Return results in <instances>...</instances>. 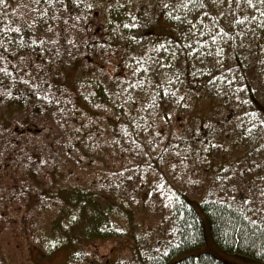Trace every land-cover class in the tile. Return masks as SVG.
<instances>
[{
  "label": "trees",
  "instance_id": "1",
  "mask_svg": "<svg viewBox=\"0 0 264 264\" xmlns=\"http://www.w3.org/2000/svg\"><path fill=\"white\" fill-rule=\"evenodd\" d=\"M256 8L3 0L0 211L20 205L14 198L31 211L49 201L61 228L87 208L90 239H117L124 222L128 264H226L209 253L175 260L205 244L195 203L219 247L264 263V5ZM204 103L202 118L194 109Z\"/></svg>",
  "mask_w": 264,
  "mask_h": 264
},
{
  "label": "rangeland",
  "instance_id": "2",
  "mask_svg": "<svg viewBox=\"0 0 264 264\" xmlns=\"http://www.w3.org/2000/svg\"><path fill=\"white\" fill-rule=\"evenodd\" d=\"M194 110H197L195 114L202 118L206 117L209 111L205 103L198 107L195 106ZM38 193L44 196V194ZM14 199L20 205H13L7 213L0 211V220L5 221V224H0V261L2 263L128 264L134 259L135 248L130 239L126 237L127 230L124 222L115 225L116 230L121 234L117 236V239L94 240L90 239L91 232L94 231L91 218L94 211H89L86 208L76 224L70 221L68 224L67 220L69 219H66L60 228L59 223L52 224L50 219L58 212V204L51 206L50 203H47L49 201H42L43 204L36 205L35 209L31 211L28 208L25 209L26 203L19 201L20 198ZM193 204L203 220L205 244L178 256L175 260L209 253L226 264H264L244 255L228 253L219 247L212 237L209 219L197 204ZM28 214L27 221L22 223V219H25ZM137 217H142V215L138 214ZM52 225L56 227L58 233L56 230L51 232L50 226ZM37 234H40L44 239Z\"/></svg>",
  "mask_w": 264,
  "mask_h": 264
},
{
  "label": "snow or ice",
  "instance_id": "3",
  "mask_svg": "<svg viewBox=\"0 0 264 264\" xmlns=\"http://www.w3.org/2000/svg\"><path fill=\"white\" fill-rule=\"evenodd\" d=\"M75 2H79V0H75ZM243 2L246 3L248 6L252 7L253 9H255L257 12H259L260 10H259V8H256V4L259 3V4H261V5H264V0H255V2H254V0H243ZM0 3H3V0H0ZM260 14H261V15H264V12H261ZM247 19H248V18L246 17V18H244V19L239 20L238 22H239V23H244L245 20H247ZM251 19H255V17H251ZM260 27L264 28V24H261ZM17 31H19V29H17ZM222 31H223V30H222ZM213 39H215V37H213ZM229 83H231V82L229 81ZM261 123H264V121H261ZM212 147H217V145L213 144ZM219 147H222V145H219ZM206 150H207V149H205V151H206ZM257 166H258V165H257ZM247 170H248V171H252V169H247ZM241 171H243V170H241ZM217 179H220V177L218 176ZM224 179H228V177L225 176ZM260 179H264V177H260ZM260 195L264 196V191H262V192L260 193ZM250 199H251V198L246 199V200H245V203H246V204L249 203V202H250Z\"/></svg>",
  "mask_w": 264,
  "mask_h": 264
}]
</instances>
